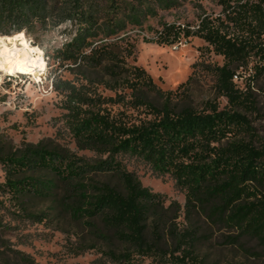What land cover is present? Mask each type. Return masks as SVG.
<instances>
[{
    "label": "trees",
    "instance_id": "1",
    "mask_svg": "<svg viewBox=\"0 0 264 264\" xmlns=\"http://www.w3.org/2000/svg\"><path fill=\"white\" fill-rule=\"evenodd\" d=\"M185 1L0 0V36L71 24L72 36L51 55L57 64L51 85L62 96L61 119L77 151L93 155L81 156L52 139L15 148L0 139V193L34 222L49 220L29 209L35 201L75 221L92 238L76 254L102 241L100 251L115 264L136 258L207 264L199 252L201 226L192 222L198 215L229 231L227 243L255 241L264 256V144L257 143L249 117L257 110L252 84L264 75V0H218L217 16L204 13L196 24L161 23L154 30L151 41L159 45L197 36L223 57L222 65L201 62L198 70L213 75L217 96L227 99L223 108L211 100L202 108L192 104L195 75L163 89L129 61H135L134 44L119 37L158 9ZM239 68L253 70L243 88L234 80ZM60 69L72 77L63 78ZM123 156L169 175L184 192V205L166 204Z\"/></svg>",
    "mask_w": 264,
    "mask_h": 264
},
{
    "label": "rangeland",
    "instance_id": "2",
    "mask_svg": "<svg viewBox=\"0 0 264 264\" xmlns=\"http://www.w3.org/2000/svg\"><path fill=\"white\" fill-rule=\"evenodd\" d=\"M221 10L218 0H187L175 8L158 9L156 15L148 16L141 25H129L119 37L134 44L135 61L132 58L129 61L143 66L163 89H175L189 76L195 75L191 86L192 104L202 108L205 101L211 100L223 108L227 105V99L217 96L213 75L198 72L201 62L222 65L224 59L221 55L215 54L212 47L197 36L170 45L151 41L154 30L159 29L161 23L196 24L202 14L217 16ZM71 32L70 23L38 30L31 35L21 32V38L41 48L46 65L40 76L0 70V139L7 147L15 148L23 142L37 143L42 139H52L81 156L93 155L90 151H77L61 119L64 112L60 107L62 96L51 85L53 70L57 67L51 55L72 36ZM252 64L248 65L249 68ZM237 71V84L243 88L253 70L239 68ZM61 74L66 79L72 77L65 70ZM9 75L12 78H8ZM252 85L257 110L249 117L258 137L257 143L264 144V75L259 76ZM123 161L144 186L162 194L167 199L166 204L176 200L184 205L185 194L169 175H157L147 163L135 157L123 156ZM4 180L0 165V184ZM0 200V264H115L100 251L105 248L102 241H97L95 248L76 254V249L91 243L92 238L69 217L55 216L48 202L35 201L29 205L31 211L49 214V220L38 223L25 216L8 194L0 193ZM179 220L187 224L184 214ZM192 222L201 226L200 234L203 236L199 252L207 264L264 263L261 248L255 241L241 239L240 244H230L225 239L229 234L225 228L210 227L198 215H194ZM253 252L261 254L255 255ZM134 264L152 263L150 258H136Z\"/></svg>",
    "mask_w": 264,
    "mask_h": 264
},
{
    "label": "bare ground",
    "instance_id": "3",
    "mask_svg": "<svg viewBox=\"0 0 264 264\" xmlns=\"http://www.w3.org/2000/svg\"><path fill=\"white\" fill-rule=\"evenodd\" d=\"M21 36L22 33L0 36V70L40 76L46 65L43 52Z\"/></svg>",
    "mask_w": 264,
    "mask_h": 264
},
{
    "label": "built area",
    "instance_id": "4",
    "mask_svg": "<svg viewBox=\"0 0 264 264\" xmlns=\"http://www.w3.org/2000/svg\"><path fill=\"white\" fill-rule=\"evenodd\" d=\"M238 78H239V74H238V72H237V73L234 75V80L237 81Z\"/></svg>",
    "mask_w": 264,
    "mask_h": 264
}]
</instances>
